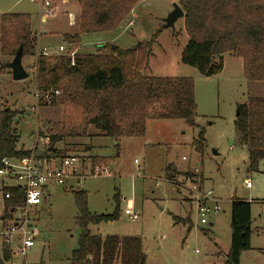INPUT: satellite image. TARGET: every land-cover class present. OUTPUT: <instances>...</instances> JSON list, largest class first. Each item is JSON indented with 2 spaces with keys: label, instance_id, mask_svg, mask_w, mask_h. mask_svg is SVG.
<instances>
[{
  "label": "rangeland",
  "instance_id": "1",
  "mask_svg": "<svg viewBox=\"0 0 264 264\" xmlns=\"http://www.w3.org/2000/svg\"><path fill=\"white\" fill-rule=\"evenodd\" d=\"M75 1L53 0L54 14L47 19L48 22L53 20L56 31L48 38L39 36V49L47 42L57 47L62 43L58 32L75 29L68 26V22L74 23ZM179 2L141 0L115 30L81 35L80 49L77 47L74 51L93 54L97 47L106 43L123 50L131 49L140 42H148L159 32L142 75L192 78L197 74L196 69L180 62L181 51L188 41L183 18H178L172 27H164L166 17L174 5L179 6ZM37 10L40 12L38 4L30 0H0V15L30 13L35 34L38 33V24L43 28H48L49 24H40ZM40 16L43 17L41 13ZM111 41L114 43H109ZM64 47L67 50L66 44ZM54 49L49 47V50ZM39 52L36 49L34 56L22 58V66L29 74L25 80H13L9 67L6 73L0 71V109L10 108L18 112L13 126L18 149L29 150L35 145L33 150H43L46 145L42 148L41 142L36 143L38 133H47L51 124L62 119L61 108L38 104L39 95L33 84ZM12 59L0 54V67ZM223 63L220 75L200 77L194 82L197 128L183 120H148L145 135L121 138L118 151L111 138L99 135L93 127L88 128L86 138L64 141L69 145L77 144L71 153L90 161V164L92 157L109 158L108 165L99 166L110 173L88 176L79 183L70 181L72 189L57 185L49 188L50 194H46L41 204L29 212L34 246L23 256L18 251V238L12 237L11 259L6 264H70L80 233L75 224L77 211L72 196L75 191L87 193L88 210L95 214H112L114 195L119 194L118 219L90 225L89 230L102 237H140L146 264H224L230 243L231 200L247 201L251 205L253 232L251 250L243 254L240 264H264V160L259 163L257 171H247L248 153L245 147L236 144L235 132L238 107L247 104L250 98L264 99V83L246 81L238 57L225 54ZM199 129L204 130L202 153L196 152L192 146ZM54 148L69 156L67 150L70 147L58 143ZM169 165L168 179L164 170ZM247 179L251 183L250 189L244 187ZM1 189L0 185V217L4 205ZM208 190L222 212L211 214L208 224L201 225L196 205L206 204L203 196ZM128 207L139 214L138 220L131 221L124 215ZM174 217L180 221L189 219L191 229L188 223H176ZM256 227H261L263 232ZM1 228L0 221V232ZM1 248L0 237V256ZM256 250H262V253Z\"/></svg>",
  "mask_w": 264,
  "mask_h": 264
},
{
  "label": "trees",
  "instance_id": "2",
  "mask_svg": "<svg viewBox=\"0 0 264 264\" xmlns=\"http://www.w3.org/2000/svg\"><path fill=\"white\" fill-rule=\"evenodd\" d=\"M141 0H77L80 7L78 32L64 34L67 53L74 52L73 66L66 55L38 56L35 63L34 86L38 104L61 108L62 119L49 124L41 156L37 149L17 148L14 120L18 112L0 109V169L3 159L21 160L32 154L43 160L55 153L54 146L68 139L87 137L93 127L115 142L118 151L121 138H140L145 135L148 120H183L197 128L195 84L192 78L146 77L155 34L148 42L131 49L103 44L93 54L77 53L81 35L115 30L130 15ZM184 13L183 26L188 41L183 47L180 62L196 69L203 78H211L223 70V55L241 59L242 75L249 82L264 83V0H180ZM35 38L28 14L0 15V54L13 58L19 48L22 58L34 56ZM1 66L0 71L7 70ZM58 91L54 102L45 104V93ZM236 144L248 153L247 171L255 172L264 160V99L250 98L238 107L235 120ZM41 135V136H40ZM204 130L199 129L192 141L195 151L202 153ZM56 158H64L60 152ZM48 159V158H47ZM91 165H108L109 158L92 157ZM171 166L164 170L169 179ZM11 198L4 200L0 217L2 224L12 220V212L24 205L23 192L18 188H2ZM77 215L75 224L80 233L77 247L71 253L70 264H146L142 241L137 236L93 235L90 225L109 223L118 219L119 196L114 195L112 214L90 213L87 193L72 192ZM176 223H188L189 219ZM251 205L232 199L230 203V243L224 264H239L241 255L250 251ZM191 225H189V230ZM11 259V250L2 245L0 264Z\"/></svg>",
  "mask_w": 264,
  "mask_h": 264
},
{
  "label": "built area",
  "instance_id": "3",
  "mask_svg": "<svg viewBox=\"0 0 264 264\" xmlns=\"http://www.w3.org/2000/svg\"><path fill=\"white\" fill-rule=\"evenodd\" d=\"M32 3L38 4L40 13L44 19L50 18L54 14L53 0H30ZM64 47H59L58 50L53 51L43 48L38 53L39 56H53V55H66L71 60L73 66L74 52L67 53ZM59 95L58 91L45 93L42 101L45 104L54 102L55 97ZM42 143V146L47 145V138L36 137V143ZM35 143V144H36ZM37 148V146H36ZM36 149L33 150V152ZM184 159V158H183ZM47 160H37L32 154L29 157L21 160L3 159V168L0 169V185L2 188H18L23 192L24 205L15 209L12 212V220L7 224H2L0 237L2 245L9 247L12 237H17L19 242L18 251L21 255L25 256L26 253L34 246V237L32 231L31 220L29 219L30 210L37 208L43 199L44 190L49 185L63 186L67 185L70 181L79 183L81 180L88 176L96 177L98 175H108L110 172L101 168L98 165L89 164V168L84 170L85 162L76 156H66L60 160L59 165L56 167H48ZM6 182H15L16 186H6ZM4 185V186H3ZM246 189L251 188L250 180L244 181ZM193 190H196L193 187ZM211 190L205 192L203 199L204 205H196V213L200 217V224H208V218L212 215H217L222 212L218 201L211 197ZM11 194L3 192V199L9 200ZM19 214V217L16 215ZM124 215L129 220H138L139 214L133 211L132 207L124 210Z\"/></svg>",
  "mask_w": 264,
  "mask_h": 264
},
{
  "label": "crops",
  "instance_id": "4",
  "mask_svg": "<svg viewBox=\"0 0 264 264\" xmlns=\"http://www.w3.org/2000/svg\"><path fill=\"white\" fill-rule=\"evenodd\" d=\"M64 3H65V1H63ZM76 2V6H74L75 8H74V12H75V14H74V18H73V22L74 23H72V24H69V22H68V26L69 27H75V29H72L71 31H66V32H58L59 34H61V36H60V39H61V41H62V43L60 44V45H58L57 47H55V45H53L51 42H47L45 45H43L44 47H42L41 49H43V48H48L49 49V47L51 48L52 47V49H54V48H59V47H64V45H65V43L63 42V39H62V36L64 35V34H75V33H77L78 32V29H79V26H78V18H79V14H80V7H79V5H78V3H77V0L75 1ZM24 13H28V12H24ZM28 15L30 16V19H31V29H32V31L34 32V26H33V17H32V15L30 14V13H28ZM37 17H38V20H39V22H40V24H47V23H49L48 24V28H43V27H41V26H39V24H38V33H34V38H35V44H36V47H35V50L36 49H38V50H41V49H39V47H38V43H40V38H39V36H42V37H44V38H48L51 34H53V33H55V31L56 30H54V28H55V23L53 22V20L52 19H50V22H48V19H44L43 17H41L40 16V12H39V10H37ZM109 43H114V41H111V42H109ZM38 47V48H37ZM80 47V46H79ZM78 47V49H80ZM65 48V47H64ZM58 50V49H57ZM53 51H56V49H54ZM78 51V50H77ZM23 60V59H22ZM8 63L9 62H7L6 64H5V66H7L8 67ZM223 69H224V63H223ZM25 70V69H24ZM223 71V70H222ZM222 71H221V73H222ZM3 73H6V70H4L3 71ZM220 73V74H221ZM28 74V73H27ZM220 74H218V75H220ZM217 75V76H218ZM28 77H29V74H28ZM200 75L197 73L196 74V76H194V77H192V79L194 80V82L196 81V80H200ZM203 78V77H202ZM211 78H213V77H211ZM195 84V83H194ZM34 85V84H33ZM195 100H196V93H195ZM60 144H62V145H64V146H67V147H70L69 148V151L67 150V154L69 155V156H76V157H79L78 155H75V154H73V153H71L73 150H74V147L73 146H76L77 144H75V145H69V143L68 142H63V143H60ZM35 146V145H34ZM34 146L31 148V149H29V150H33V148H34ZM42 148H43V146H42ZM22 149H24V148H22ZM25 150V149H24ZM42 150V149H41ZM54 150H55V153H52L53 154V156L52 157H46V158H44V160H47V166L48 167H56V166H58L59 165V162H60V160H61V158L60 157H58V158H56L55 156H57V153H59L60 152V150H58L57 148H54ZM61 153V152H60ZM50 154V153H49ZM62 154V153H61ZM64 155V154H63ZM66 155H64V157H65ZM48 158V159H47ZM81 160H83L81 157H79ZM84 162H85V166H84V170H86V168H87V166L90 164V161H86L85 159L83 160ZM168 180V179H167ZM72 182H73V180H72ZM7 183V182H6ZM69 183L70 182H68V184L66 185H63V186H61V187H64L65 189L66 188H70V189H72V186L71 185H69ZM16 183H13V184H9V185H6L7 187L8 186H16L15 185ZM4 186V185H3ZM55 185H49V186H47L46 188H45V190H44V194H43V198H44V196L47 194V195H49L50 194V191H49V188H52V187H54ZM119 195V194H118ZM2 197H3V192H2ZM43 200V199H42ZM3 204H4V200H3ZM3 210H4V205H3ZM3 214V213H2ZM2 216V215H1ZM251 221H252V219H251ZM251 224H252V222H251ZM252 229V228H251ZM255 229H258L259 231H262L263 232V229H261V227H256ZM90 231V230H89ZM91 232V231H90ZM252 232H253V230H252ZM91 234H93V233H91ZM93 235H98V234H93ZM252 235V234H251ZM256 251H258L259 253H262V250H256ZM246 253V252H245ZM245 253H243V254H245ZM243 254L241 255V258H242V256H243ZM241 258H240V262H241ZM240 264V263H239Z\"/></svg>",
  "mask_w": 264,
  "mask_h": 264
},
{
  "label": "water",
  "instance_id": "5",
  "mask_svg": "<svg viewBox=\"0 0 264 264\" xmlns=\"http://www.w3.org/2000/svg\"><path fill=\"white\" fill-rule=\"evenodd\" d=\"M183 17H184V13H183L182 9L180 8V6L174 5L172 12L170 14H168V16L166 17V19L164 21L165 22L164 27L165 28L172 27L178 18H183ZM8 67L11 71L13 80L21 81V80H25L26 78H28V74L22 66V50H21V48L18 49V51L16 52L12 61L10 63H8ZM237 115H238V111H237ZM237 115H236V117H237ZM42 153H44V151L37 150L36 157L41 156ZM40 264H42V263H40Z\"/></svg>",
  "mask_w": 264,
  "mask_h": 264
}]
</instances>
